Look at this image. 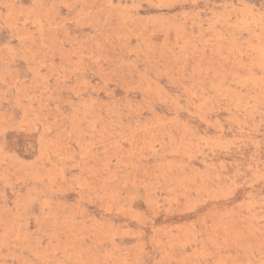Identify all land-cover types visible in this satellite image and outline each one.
Masks as SVG:
<instances>
[{
    "label": "rangeland",
    "instance_id": "rangeland-1",
    "mask_svg": "<svg viewBox=\"0 0 264 264\" xmlns=\"http://www.w3.org/2000/svg\"><path fill=\"white\" fill-rule=\"evenodd\" d=\"M0 264H264V0H0Z\"/></svg>",
    "mask_w": 264,
    "mask_h": 264
}]
</instances>
